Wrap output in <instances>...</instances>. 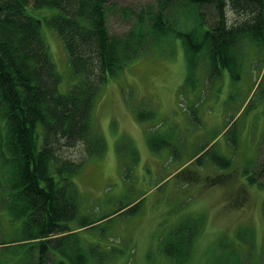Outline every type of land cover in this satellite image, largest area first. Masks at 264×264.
Instances as JSON below:
<instances>
[{"label":"rangeland","instance_id":"374dc122","mask_svg":"<svg viewBox=\"0 0 264 264\" xmlns=\"http://www.w3.org/2000/svg\"><path fill=\"white\" fill-rule=\"evenodd\" d=\"M113 2L133 9L156 4ZM115 15L108 16L110 34L125 33L138 17L131 25ZM163 18L177 27L186 23L178 5L166 8ZM153 23L144 20V43L134 48L141 59L109 77L95 102L92 123L106 150L72 178L78 215L69 227L80 229L81 246L96 254L87 264H174L161 252V242L189 219L196 229L186 264H264V187L244 180L245 170L264 161L259 82L252 86L256 79L264 83V49H244L242 73L252 84L232 89L227 77L219 84L209 77L201 60L192 68L175 38L166 36L158 44ZM45 41L64 93L76 77L61 73L67 62L60 41L53 35H45ZM138 112L145 119L137 118ZM203 148L208 152L201 161L189 163ZM213 156L231 162L225 185L209 182V176L225 173L213 165ZM182 166L184 172L179 169L174 177ZM83 221L92 225L81 229ZM0 228L12 236L10 229ZM10 246L0 248V264H28Z\"/></svg>","mask_w":264,"mask_h":264},{"label":"trees","instance_id":"16d2710c","mask_svg":"<svg viewBox=\"0 0 264 264\" xmlns=\"http://www.w3.org/2000/svg\"><path fill=\"white\" fill-rule=\"evenodd\" d=\"M177 5L185 11V26L163 18L166 8ZM115 14L131 25L138 17L125 33L110 34L108 16ZM144 20L154 21L158 44L166 36L181 43L192 68L201 60L212 79L226 72L229 86L252 84L242 73L241 55L247 48L264 49V0H156L138 9L113 0H0V226L12 231L7 237L0 228V248L11 245L28 264H87L96 255L81 246L80 229L69 227L78 215L72 178L105 153L92 110L108 78L141 59L134 48L144 43ZM45 35L62 45L67 68L61 73L76 77L64 93ZM261 82L256 104L264 122ZM145 117L138 112L137 118ZM206 152L191 161L200 162ZM212 162L223 172L231 168L223 156ZM248 171L244 180L264 187V161ZM229 175L209 182L225 185ZM81 223V229L92 225ZM189 223L195 221L180 223L161 242V252L174 264L190 257L196 228Z\"/></svg>","mask_w":264,"mask_h":264},{"label":"crops","instance_id":"0c3cea01","mask_svg":"<svg viewBox=\"0 0 264 264\" xmlns=\"http://www.w3.org/2000/svg\"><path fill=\"white\" fill-rule=\"evenodd\" d=\"M176 170H174L172 173H174ZM172 175V174H171Z\"/></svg>","mask_w":264,"mask_h":264}]
</instances>
